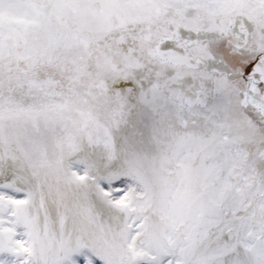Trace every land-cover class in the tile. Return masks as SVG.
I'll list each match as a JSON object with an SVG mask.
<instances>
[{"label":"snow or ice","instance_id":"6c2138e0","mask_svg":"<svg viewBox=\"0 0 264 264\" xmlns=\"http://www.w3.org/2000/svg\"><path fill=\"white\" fill-rule=\"evenodd\" d=\"M0 264H264V0H0Z\"/></svg>","mask_w":264,"mask_h":264}]
</instances>
